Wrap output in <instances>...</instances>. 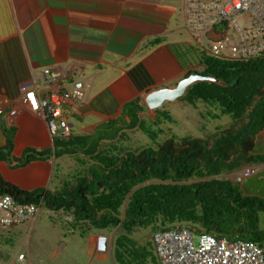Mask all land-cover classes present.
<instances>
[{
  "label": "crops",
  "instance_id": "crops-1",
  "mask_svg": "<svg viewBox=\"0 0 264 264\" xmlns=\"http://www.w3.org/2000/svg\"><path fill=\"white\" fill-rule=\"evenodd\" d=\"M184 21V0H0V148L10 131L12 157H20L28 148L52 147L45 121L21 104L20 86L40 95L80 89L83 100L67 114L68 122L74 119L79 124L73 135L94 133L119 118L122 107L137 99L145 109L140 118L155 120L154 111V119L142 116L146 111L142 97L151 89L172 88L202 70L196 42ZM44 70L59 78L48 82ZM175 102L159 110L172 118V123L159 125L165 140L172 135L202 139L169 132L168 125L177 124L173 112L182 113L183 124L198 126L206 138L231 125L228 116L212 119L214 110L202 103L192 107L181 101L187 107L182 112L178 104L171 105ZM256 141L264 143L263 133ZM65 157L20 169L0 162V175L22 191L55 193L70 177ZM244 168L253 171L240 184L246 192L252 190L246 180H264V164L243 167L225 177ZM71 223L70 214L42 208L17 227L0 226V264H117L115 230L72 228ZM148 230L152 234L144 243L130 235L136 248L143 244L152 248L154 231ZM99 238L106 239L103 251L98 249ZM20 255L23 261L17 260ZM148 259L145 264H157L155 256Z\"/></svg>",
  "mask_w": 264,
  "mask_h": 264
},
{
  "label": "trees",
  "instance_id": "trees-1",
  "mask_svg": "<svg viewBox=\"0 0 264 264\" xmlns=\"http://www.w3.org/2000/svg\"><path fill=\"white\" fill-rule=\"evenodd\" d=\"M198 56L199 74L223 86L198 83L180 100L213 109L212 119L228 116L229 129L204 140L172 135L159 144V125L172 123V118L157 110L155 120L141 119L145 109L137 99L122 107L119 118L90 135L56 136L51 149L28 148L18 158L11 155L10 131L0 148V162L20 169L67 156L75 159L80 172L55 193L22 191L0 175V196L68 213L72 228L115 230L117 264H145L153 258L146 247L136 248L130 238L133 231L148 227L154 233L182 228L198 236L251 242L264 251V229L259 224V215L264 214V180L254 177L251 187L246 185L252 190L245 192L225 177L243 167L264 164V143L256 141L264 131V56L248 62ZM131 130L146 136L153 146H122L127 140L125 131Z\"/></svg>",
  "mask_w": 264,
  "mask_h": 264
},
{
  "label": "built area",
  "instance_id": "built-area-1",
  "mask_svg": "<svg viewBox=\"0 0 264 264\" xmlns=\"http://www.w3.org/2000/svg\"><path fill=\"white\" fill-rule=\"evenodd\" d=\"M242 15L250 20L247 29L237 24ZM184 18L198 55L226 62H248L264 56V0H184ZM201 41L206 42L205 47L198 45ZM43 75L48 82L59 78L49 70ZM19 92L21 104L45 121L52 138L67 139L73 134L67 114L83 100L80 89L40 95L20 86ZM252 174L245 168L230 180L241 184ZM40 209V204H18L8 195L0 196V226L17 227L33 219ZM151 244L157 264H264V251L254 243L204 234L194 242L192 233L182 228L154 233ZM17 260L23 261V256Z\"/></svg>",
  "mask_w": 264,
  "mask_h": 264
},
{
  "label": "rangeland",
  "instance_id": "rangeland-1",
  "mask_svg": "<svg viewBox=\"0 0 264 264\" xmlns=\"http://www.w3.org/2000/svg\"><path fill=\"white\" fill-rule=\"evenodd\" d=\"M237 24L239 25V27H241L243 29H247V28H249L250 20H249V18L246 15H242V16L237 18ZM198 45H201L202 47H205L206 46V42L205 41H201ZM182 103L183 102H181V101H177V102H175V104H171V105L178 104L179 107H180L179 110L184 112L183 109H185L186 106L184 105V103L183 104ZM171 105H167L166 104L165 107L167 108V106H171ZM174 108H176V106H174ZM186 109H187V107H186ZM154 112H150V111H148L146 109L145 114L142 115V116L145 117V119H149L148 116L150 115V117L152 119H154L155 118V113ZM191 112L193 114L197 115L196 111H191ZM172 115H173L174 119L176 120L177 124L176 125H173V124L168 125L170 127V131L169 132H172V134H177V135H180V136H192V137H201L202 136V140L206 139V137L204 135H202L203 133L199 129L198 126H195L194 124L190 125V123L185 124V125L183 124L182 113L173 112ZM69 124L72 126L73 132L74 131L76 132L78 127H79L78 122L76 120H74V119H70ZM230 124L231 123L229 122V125ZM125 133H126V136H127V140L124 141L122 146H124L126 148L141 149V148L153 146V142L150 139H148L146 136L141 134L137 130L125 131ZM164 141H165V136H163V135H160L158 137V139L156 140V142L159 143V144L163 143ZM115 142H117V141H115ZM64 159L65 160L69 159L67 161V164H68L67 165V168H68L67 170H68V173H69L70 176H73V175L77 174L78 172H80V167L76 163V161L73 160V158L70 159L68 157H65ZM232 176H229L228 179H230V177H232ZM252 183H253V180H251V179L245 181V185H248L249 187H251ZM259 224H260V228L264 229V214H260L259 215ZM181 226L182 225H180V227ZM192 233H193V241L196 242L198 234L195 233L194 231H192ZM151 234L152 233L148 230V228L147 229H137V230L133 231V233H132V235H134L135 239L139 243H144L146 240H148V237H150ZM145 247H146V245L143 244L142 248H145ZM263 248H264V244H263ZM145 249L152 256H155V255H153L154 252H153L152 248L146 247ZM150 259H151V257H149L148 262H150L149 261Z\"/></svg>",
  "mask_w": 264,
  "mask_h": 264
},
{
  "label": "water",
  "instance_id": "water-1",
  "mask_svg": "<svg viewBox=\"0 0 264 264\" xmlns=\"http://www.w3.org/2000/svg\"><path fill=\"white\" fill-rule=\"evenodd\" d=\"M198 83H212L215 85L223 86V83L220 81L211 78V77H204L200 74L194 73L189 75L187 78L182 79L179 81L174 87L172 88H157L149 90L143 97L142 102L145 108L150 111H156L163 108L165 103H173L179 99H181L188 88L192 87ZM106 248V239L99 238L98 239V249L100 251L105 250Z\"/></svg>",
  "mask_w": 264,
  "mask_h": 264
}]
</instances>
